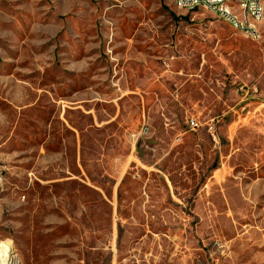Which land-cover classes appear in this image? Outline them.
Returning a JSON list of instances; mask_svg holds the SVG:
<instances>
[{
  "label": "rangeland",
  "instance_id": "374dc122",
  "mask_svg": "<svg viewBox=\"0 0 264 264\" xmlns=\"http://www.w3.org/2000/svg\"><path fill=\"white\" fill-rule=\"evenodd\" d=\"M260 30L172 0H0V257L264 264Z\"/></svg>",
  "mask_w": 264,
  "mask_h": 264
},
{
  "label": "built area",
  "instance_id": "2783aa9c",
  "mask_svg": "<svg viewBox=\"0 0 264 264\" xmlns=\"http://www.w3.org/2000/svg\"><path fill=\"white\" fill-rule=\"evenodd\" d=\"M174 6L181 11L195 12L205 10L227 23L234 31L241 33L252 39L259 38V32L254 28V24L249 23V14H256L264 21V0H232L230 5L218 6V0H172ZM241 10H248V19H241ZM229 15H238L239 23L231 24ZM192 130L199 128V123L195 118L188 121Z\"/></svg>",
  "mask_w": 264,
  "mask_h": 264
},
{
  "label": "bare ground",
  "instance_id": "6f19581e",
  "mask_svg": "<svg viewBox=\"0 0 264 264\" xmlns=\"http://www.w3.org/2000/svg\"><path fill=\"white\" fill-rule=\"evenodd\" d=\"M232 0H218V6H227L231 4ZM241 19H248V10H241ZM229 22L231 24L239 23L238 15H229ZM263 18L258 17L256 14H249V23L254 24L257 32H259V38L261 36L260 26L263 23ZM0 264H19L16 256L6 253L0 257Z\"/></svg>",
  "mask_w": 264,
  "mask_h": 264
}]
</instances>
